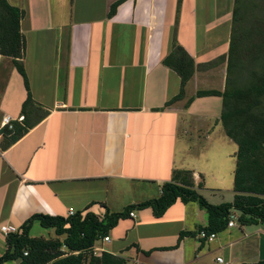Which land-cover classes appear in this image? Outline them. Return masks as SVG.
<instances>
[{
	"label": "crops",
	"instance_id": "0c3cea01",
	"mask_svg": "<svg viewBox=\"0 0 264 264\" xmlns=\"http://www.w3.org/2000/svg\"><path fill=\"white\" fill-rule=\"evenodd\" d=\"M7 1L25 13L22 62L39 111L6 149L0 132V228L17 229L35 214L119 213L158 198L174 170L190 171L210 204L225 202L208 199L221 195L223 170L233 187L237 147L219 120L221 98L186 102L263 71L264 0H126L111 17L116 0ZM173 45L192 58L194 73L183 98L165 106L180 89L162 64ZM25 99L21 76L0 56V131ZM131 213L99 243L124 264L264 262V224L235 219L240 227L206 241L198 230L207 215L196 203L178 200L160 218L150 208ZM181 232L195 235L179 239ZM4 239L0 231V256Z\"/></svg>",
	"mask_w": 264,
	"mask_h": 264
},
{
	"label": "trees",
	"instance_id": "16d2710c",
	"mask_svg": "<svg viewBox=\"0 0 264 264\" xmlns=\"http://www.w3.org/2000/svg\"><path fill=\"white\" fill-rule=\"evenodd\" d=\"M126 0H116L110 7L108 16L115 14L117 7ZM24 10L0 0V56L9 58L21 76L26 91V99L21 105V121L13 120L12 128L3 127L1 148L6 149L16 143L32 127L35 114L39 111L34 104L28 79L23 66L25 39L20 30ZM164 57L162 64L174 71L180 78L177 96L165 106L180 100L184 96L187 82L194 73L192 58L178 45ZM230 56L233 45H230ZM264 54V46L259 54ZM233 68L228 61L227 71ZM259 75H246L240 78V85H231L226 80L223 92L200 91L188 99L186 106L195 98L216 96L221 98L220 123L224 134L232 141L237 151L234 154L233 201L219 205L210 204L197 190L202 183L194 185L193 176L187 170H174L171 180L160 187L158 198L136 205H129L119 213H111L107 208L102 215L92 212H75L72 216H48L35 214L21 224L15 232L5 235V250L0 256V264H124L119 256L102 252L92 254V248L108 237L119 220L129 217L134 210L150 208L155 218H160L176 201L182 204L196 203L207 215L206 227L198 232L206 235L216 234L226 229L230 216L241 226L264 224V62ZM37 222L42 229L52 230L48 238L31 237L30 230ZM194 233L181 232L179 239L194 236ZM26 253V255H24ZM258 264H264L260 262Z\"/></svg>",
	"mask_w": 264,
	"mask_h": 264
},
{
	"label": "rangeland",
	"instance_id": "374dc122",
	"mask_svg": "<svg viewBox=\"0 0 264 264\" xmlns=\"http://www.w3.org/2000/svg\"><path fill=\"white\" fill-rule=\"evenodd\" d=\"M37 4L39 6H42L44 4L43 0H38ZM219 179H220V183L221 184V195H218L217 197H213V198H208L210 199V201L215 202V201H225L224 203L228 202V200L230 199V192L232 191V186L229 179V175L228 172H226L225 170L221 171V173L218 175ZM224 180V182H223ZM219 199V200H217ZM236 226L240 227L236 220H234ZM249 228H254L256 229V227H249ZM54 232L52 230H47V229H42L38 223H34L31 230H30V236L31 237H43V238H48L49 236H53ZM7 264H17V262H8Z\"/></svg>",
	"mask_w": 264,
	"mask_h": 264
},
{
	"label": "built area",
	"instance_id": "2783aa9c",
	"mask_svg": "<svg viewBox=\"0 0 264 264\" xmlns=\"http://www.w3.org/2000/svg\"><path fill=\"white\" fill-rule=\"evenodd\" d=\"M22 119H23L22 117H19L17 120H18V121H21ZM1 125H2V127H7L8 129H11V128H12V120H11L10 118H8V117H4V118L2 119V121H1ZM74 214H75V212H73V211H69L68 216H72V215H74ZM129 216H130V217H133L132 213H130ZM235 219H236V218H235L234 215L230 216V219H229V222H228V224H227V227H229V228H230V227H233V225H234V220H235ZM0 231H1L4 235H7V234H9V233H13V232H15L16 229L13 228V227H9V226H2V227L0 228ZM199 236H200L202 239L206 240V241H211V240L214 238L215 235H214V234L206 235L204 232H200V233H199ZM108 240H109V238H108V237H105V238H103L102 240H100L99 242H100V243H103V242H107ZM102 251H103V249L100 247V245H95V246H93V248H92V254H93L94 256H98V255H100V254L102 253ZM24 255H26V253H25ZM216 262H217L218 264H227V263H224V262L222 261L221 258H217V259H216Z\"/></svg>",
	"mask_w": 264,
	"mask_h": 264
}]
</instances>
